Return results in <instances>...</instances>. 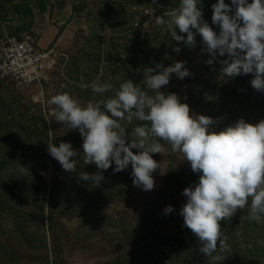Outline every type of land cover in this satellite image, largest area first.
<instances>
[{
	"label": "rangeland",
	"instance_id": "374dc122",
	"mask_svg": "<svg viewBox=\"0 0 264 264\" xmlns=\"http://www.w3.org/2000/svg\"><path fill=\"white\" fill-rule=\"evenodd\" d=\"M72 2L78 38L62 51L65 57H59L57 70L51 72L52 83L19 86L0 79V264H212L197 251L191 230L182 227V191L198 180L183 154L160 141L165 150L152 154L159 164L152 190L132 184L131 165L113 173L114 164L100 170L105 179L94 187L78 174L98 169L84 164L79 131L55 120L57 106L50 99L67 92L81 105L98 102L114 95L126 79L151 94L144 70L184 61L190 75L179 79L171 74L161 91L176 93L190 114L216 119L213 127L219 130L241 118L264 120V92L251 86L253 74L222 76L220 61L227 54L205 63L211 57L195 30L194 45L185 46L172 40L166 25L155 24V16L168 20L166 13L179 0ZM215 2L202 0L198 7L218 33L219 26L211 21ZM177 44L179 52L173 51ZM97 78L112 90L100 94L81 87ZM124 123L130 132L146 122ZM61 141L71 142L77 151L76 173L64 171L47 152L48 143L58 146ZM167 205L174 211L165 215ZM246 210L220 222L228 244L226 251L218 247L222 264H264V220L242 219Z\"/></svg>",
	"mask_w": 264,
	"mask_h": 264
},
{
	"label": "clouds",
	"instance_id": "9594fccd",
	"mask_svg": "<svg viewBox=\"0 0 264 264\" xmlns=\"http://www.w3.org/2000/svg\"><path fill=\"white\" fill-rule=\"evenodd\" d=\"M155 2V0H153ZM202 0H179L177 8L164 16H155V24L167 27L176 42L185 46L195 43L194 32L199 33L210 57L211 65L217 55L227 58L220 61L222 76L253 74L251 86L264 92V0H216L211 21L219 26L214 31L202 19ZM179 33H186V36ZM173 51L179 52L177 44ZM184 61L167 67L160 63L144 70L142 89L131 79L120 83L114 95L81 105L67 92L55 94L50 103L57 106V122L69 129L78 130L82 138L84 164H94L95 173L81 171L78 178L99 187L105 179L103 172L113 164V173L131 165L132 184L144 191L155 186L154 171L159 167L152 154L162 153L166 142L173 152L183 154L198 180L182 191L186 198L179 210L182 227L191 230L197 241V251L210 257L212 264L225 259L219 250L228 249L227 237L221 231L222 220H229L238 210L247 209L241 218L259 223L264 220V120L252 124L243 118L219 130L217 120L203 114H190L187 103L181 102L174 92L161 91L169 83L170 75L183 79L190 75ZM93 93L112 90L109 83L99 78L90 85ZM133 119L143 124L127 130L125 121ZM133 149L139 151L134 153ZM48 154L62 169L76 173L77 151L71 142L47 144ZM174 208L167 205L165 215ZM214 253H217L214 255Z\"/></svg>",
	"mask_w": 264,
	"mask_h": 264
},
{
	"label": "crops",
	"instance_id": "0c3cea01",
	"mask_svg": "<svg viewBox=\"0 0 264 264\" xmlns=\"http://www.w3.org/2000/svg\"><path fill=\"white\" fill-rule=\"evenodd\" d=\"M19 1H0V42L6 36H21L26 32L34 34L40 50L55 53L48 62L49 68L44 80L51 84V72L53 75V70H57L59 57H65L62 51L78 38V33L74 34L73 31L76 18L73 0H24L32 16L14 12ZM5 6L6 11L2 14Z\"/></svg>",
	"mask_w": 264,
	"mask_h": 264
},
{
	"label": "built area",
	"instance_id": "2783aa9c",
	"mask_svg": "<svg viewBox=\"0 0 264 264\" xmlns=\"http://www.w3.org/2000/svg\"><path fill=\"white\" fill-rule=\"evenodd\" d=\"M53 54L40 50L37 37L30 32L6 36L0 42V79H12L19 86L41 84Z\"/></svg>",
	"mask_w": 264,
	"mask_h": 264
},
{
	"label": "trees",
	"instance_id": "16d2710c",
	"mask_svg": "<svg viewBox=\"0 0 264 264\" xmlns=\"http://www.w3.org/2000/svg\"><path fill=\"white\" fill-rule=\"evenodd\" d=\"M7 1H15V2H17L19 0H7ZM225 1H227L230 4V0H225ZM19 2H20L19 5L14 7V12L17 13V14H23V13L27 14L28 13V14H30V16H32V12L29 9V5L27 4V2L24 1V0H21ZM257 122H250V123L255 124ZM263 225H264V223H263Z\"/></svg>",
	"mask_w": 264,
	"mask_h": 264
}]
</instances>
